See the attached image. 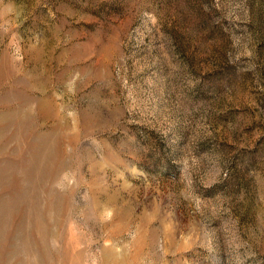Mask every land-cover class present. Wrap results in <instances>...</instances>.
Instances as JSON below:
<instances>
[{
  "label": "rangeland",
  "instance_id": "1",
  "mask_svg": "<svg viewBox=\"0 0 264 264\" xmlns=\"http://www.w3.org/2000/svg\"><path fill=\"white\" fill-rule=\"evenodd\" d=\"M0 264H264V0H0Z\"/></svg>",
  "mask_w": 264,
  "mask_h": 264
}]
</instances>
